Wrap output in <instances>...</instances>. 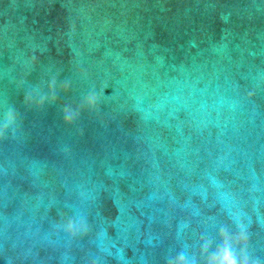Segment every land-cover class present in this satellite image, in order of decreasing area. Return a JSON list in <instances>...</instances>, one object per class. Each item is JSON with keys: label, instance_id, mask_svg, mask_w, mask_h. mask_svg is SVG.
Returning a JSON list of instances; mask_svg holds the SVG:
<instances>
[{"label": "water", "instance_id": "water-1", "mask_svg": "<svg viewBox=\"0 0 264 264\" xmlns=\"http://www.w3.org/2000/svg\"><path fill=\"white\" fill-rule=\"evenodd\" d=\"M0 264H264V0H0Z\"/></svg>", "mask_w": 264, "mask_h": 264}]
</instances>
